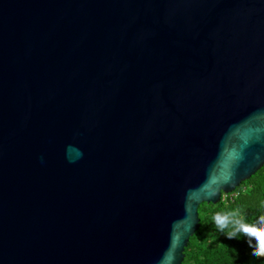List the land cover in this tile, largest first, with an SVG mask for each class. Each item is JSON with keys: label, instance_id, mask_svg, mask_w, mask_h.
Instances as JSON below:
<instances>
[{"label": "water", "instance_id": "95a60500", "mask_svg": "<svg viewBox=\"0 0 264 264\" xmlns=\"http://www.w3.org/2000/svg\"><path fill=\"white\" fill-rule=\"evenodd\" d=\"M263 165L264 0H0V264H182Z\"/></svg>", "mask_w": 264, "mask_h": 264}, {"label": "trees", "instance_id": "16d2710c", "mask_svg": "<svg viewBox=\"0 0 264 264\" xmlns=\"http://www.w3.org/2000/svg\"><path fill=\"white\" fill-rule=\"evenodd\" d=\"M182 264H264V165L233 193L198 208Z\"/></svg>", "mask_w": 264, "mask_h": 264}]
</instances>
